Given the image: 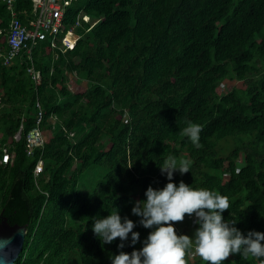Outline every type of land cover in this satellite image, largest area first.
<instances>
[{"label":"trees","instance_id":"16d2710c","mask_svg":"<svg viewBox=\"0 0 264 264\" xmlns=\"http://www.w3.org/2000/svg\"><path fill=\"white\" fill-rule=\"evenodd\" d=\"M14 6L24 24L30 2ZM78 15L79 39L62 53L60 37ZM8 23L0 3V28ZM55 42L33 51L36 87L23 56L9 67L0 59V158L5 145L13 154L0 164V219L27 227L14 264H110L119 238L102 244L92 217L118 209L136 220L132 201L149 184L164 186L168 155L190 164L174 181L220 192L229 201L224 219L242 233L264 232V0H81ZM37 102L44 143L27 157ZM187 121L201 127L199 147L182 134ZM192 219L174 222L178 234L191 235L196 225L183 227ZM191 252L185 264H206L198 255L189 262ZM222 264L260 261L230 253Z\"/></svg>","mask_w":264,"mask_h":264},{"label":"clouds","instance_id":"9594fccd","mask_svg":"<svg viewBox=\"0 0 264 264\" xmlns=\"http://www.w3.org/2000/svg\"><path fill=\"white\" fill-rule=\"evenodd\" d=\"M201 127L187 121L182 134L199 147ZM167 182L163 187L147 186L144 199L132 201L131 216H121L119 210L107 216L92 217L91 230L102 244H112L117 238V253L108 257L110 264H185V255L194 251L206 264H222L231 254L252 257L264 264V232L248 230L242 233L235 221L224 219L229 209L228 198L218 191L194 187L183 180L174 181V173L190 172V164L168 155L159 166ZM196 225L191 235L177 232L174 222L185 215ZM147 229L141 239L135 228ZM141 246L136 248L137 244ZM131 248V252L124 249Z\"/></svg>","mask_w":264,"mask_h":264},{"label":"built area","instance_id":"2783aa9c","mask_svg":"<svg viewBox=\"0 0 264 264\" xmlns=\"http://www.w3.org/2000/svg\"><path fill=\"white\" fill-rule=\"evenodd\" d=\"M31 4V11L28 14L26 22L23 24L15 10V0H0L4 4L9 13V23L7 29L0 28V35L5 38L6 51L0 52V59L4 67L11 66L19 57L25 58L30 63L26 69L33 81L34 86L40 84V74L35 71L32 65V55L34 49L42 42L49 41L51 48L56 49V40L60 35V29L63 27L64 16L68 12V8L77 4L81 0H28ZM82 17L78 15L75 22L65 27L64 33L60 37L62 45L61 52L64 53L71 50L77 43L79 37L75 31L81 26ZM83 22V21H82ZM56 57V55H55ZM35 126L27 133L25 137L26 156L31 157L34 150L43 147V138L40 131V124L43 119L41 106L37 102L35 104ZM54 124L55 117L50 119ZM22 127L17 134L12 138L13 142L20 139ZM73 134H68V138H72ZM8 146L1 149L2 155L0 164L7 165L13 158V154L8 152ZM43 171V163L38 160L33 168V177L37 179Z\"/></svg>","mask_w":264,"mask_h":264},{"label":"water","instance_id":"95a60500","mask_svg":"<svg viewBox=\"0 0 264 264\" xmlns=\"http://www.w3.org/2000/svg\"><path fill=\"white\" fill-rule=\"evenodd\" d=\"M26 226L9 225L0 219V264H14L22 251Z\"/></svg>","mask_w":264,"mask_h":264},{"label":"rangeland","instance_id":"374dc122","mask_svg":"<svg viewBox=\"0 0 264 264\" xmlns=\"http://www.w3.org/2000/svg\"><path fill=\"white\" fill-rule=\"evenodd\" d=\"M69 78H71L72 80L74 79V78H73V75H70ZM77 82H78L77 84H78L80 87H82V88H84V89L87 88V83H86V82H84V81H82V80H80V79H78ZM226 140H227V139H226ZM226 140H223V141L219 142V145L222 146L225 150L230 151V150H231L230 147H227V145L225 144V141H226ZM228 140H231V139H228ZM231 141H232V140H231ZM229 145H231V143H229ZM180 156H182V155H180ZM87 189H88V188H87ZM81 190L84 191L85 188L82 187ZM191 226H194L193 219L189 221V225H187L186 227H183V231L186 232L187 229H188L189 227L191 228ZM181 231H182V230H181ZM196 258H197V254H196L194 251L191 252V253L189 254V262H193Z\"/></svg>","mask_w":264,"mask_h":264}]
</instances>
